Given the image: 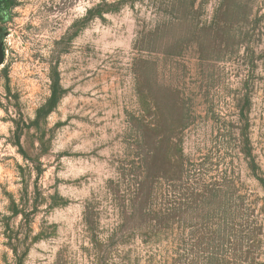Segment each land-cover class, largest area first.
I'll use <instances>...</instances> for the list:
<instances>
[{"label": "rangeland", "instance_id": "374dc122", "mask_svg": "<svg viewBox=\"0 0 264 264\" xmlns=\"http://www.w3.org/2000/svg\"><path fill=\"white\" fill-rule=\"evenodd\" d=\"M0 264H264V0H0Z\"/></svg>", "mask_w": 264, "mask_h": 264}]
</instances>
